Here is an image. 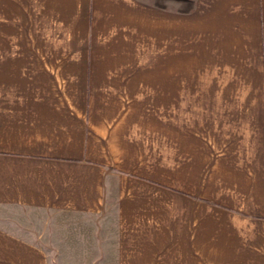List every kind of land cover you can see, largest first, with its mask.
I'll return each mask as SVG.
<instances>
[{
	"label": "crops",
	"instance_id": "obj_1",
	"mask_svg": "<svg viewBox=\"0 0 264 264\" xmlns=\"http://www.w3.org/2000/svg\"><path fill=\"white\" fill-rule=\"evenodd\" d=\"M71 34L0 83V247L264 264V0H90Z\"/></svg>",
	"mask_w": 264,
	"mask_h": 264
},
{
	"label": "rangeland",
	"instance_id": "obj_2",
	"mask_svg": "<svg viewBox=\"0 0 264 264\" xmlns=\"http://www.w3.org/2000/svg\"><path fill=\"white\" fill-rule=\"evenodd\" d=\"M89 4L90 0H0V83H36L32 67L38 63V47H45L47 53L55 44V52L60 54L51 58L58 61L67 56L69 64L78 60L67 37L75 31L76 21L86 16ZM13 234L35 247L21 250L2 246L0 264H60L55 262L56 247L50 232L14 222Z\"/></svg>",
	"mask_w": 264,
	"mask_h": 264
}]
</instances>
